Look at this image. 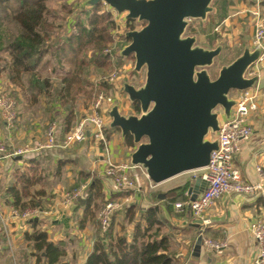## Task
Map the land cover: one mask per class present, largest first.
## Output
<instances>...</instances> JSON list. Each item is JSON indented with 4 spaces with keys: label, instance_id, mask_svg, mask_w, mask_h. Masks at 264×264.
Segmentation results:
<instances>
[{
    "label": "crops",
    "instance_id": "obj_1",
    "mask_svg": "<svg viewBox=\"0 0 264 264\" xmlns=\"http://www.w3.org/2000/svg\"><path fill=\"white\" fill-rule=\"evenodd\" d=\"M261 2L264 6V0ZM220 4L215 8V14L216 11L220 12ZM227 14L226 18L218 24L222 28L230 19L231 12L227 11ZM4 58L5 60L0 59V64H4L0 67V78H4V86L13 87L16 95L20 97L24 90H20L7 78L5 67L10 58L9 56ZM250 72L258 77L255 86L258 94V108L248 119L252 135L241 145L233 164L244 181L257 183L260 177L256 169L259 167L264 173V61L257 62ZM50 74L53 75L52 72ZM40 79L42 80L41 77ZM30 92L33 95L39 94L32 88ZM30 94L19 103L23 106L18 116V121L21 122L12 131L7 130L0 116V139L6 148L13 151L26 143L30 148V151L22 157L12 160L0 159V264H35V259L31 256V248L24 241V234L32 232V226L30 222L24 223L12 217V212L16 210L7 204L8 198L5 195L6 189L19 180V172H25L29 167L34 166L38 167L35 173L38 180L29 188V191L23 190L25 196L23 201L26 202L37 192L41 194L39 199L44 208L41 212L38 211L39 214L34 218L37 221L34 222L37 225L36 229L44 231L49 241L55 245L60 244L65 250L66 256L58 264H85L93 250L97 226H99L97 215L94 223H87L83 229H79L78 224L85 210L82 203L77 201L69 207L61 205L65 192L90 182L93 177L98 179L102 186L104 202L114 199L124 202L123 208L117 211L114 217L112 228L114 235H126L129 241L133 225L128 224L125 217V210L128 207H134L136 216L143 214L148 208H157V219L161 228L160 237L167 239L168 253L173 258L174 264H253L256 244L249 225L256 217L264 216V194L253 198L233 194L224 195L203 214L202 225H199L196 222L198 219L193 218L189 211L177 213L173 205L182 200L170 202L166 199V193L184 186H187L188 190L193 186L200 172L177 176L153 189L149 188L148 181L142 177L140 191L115 193L112 180L106 177L104 172L99 174V166H105L108 163L130 164L128 155L133 152L135 145L134 148L127 146L120 132L109 127L107 111L113 105H107L104 102L98 111L103 117L106 128L105 145L89 136L85 142L74 144L66 149L37 150L38 145L46 142L45 130L48 120L54 119L58 123L57 138L62 139L60 123L57 121L62 115L60 116L61 112L57 104L46 105L43 100L39 101L42 107L36 111L34 107H38V100L35 101L34 97L32 100L28 99ZM121 101L125 100L120 99ZM115 103L118 102L115 101ZM132 105L127 98L124 106L118 103L120 113L124 116L137 115ZM50 106L54 111L49 108ZM89 109L88 112L92 113L91 107ZM76 113L80 118L86 114L83 108L76 110ZM97 155H99L98 158ZM81 173L89 175L84 182L79 176ZM160 195L164 198H159ZM200 230L204 239L224 242L226 247L220 253L210 252L203 246L195 251Z\"/></svg>",
    "mask_w": 264,
    "mask_h": 264
},
{
    "label": "water",
    "instance_id": "obj_2",
    "mask_svg": "<svg viewBox=\"0 0 264 264\" xmlns=\"http://www.w3.org/2000/svg\"><path fill=\"white\" fill-rule=\"evenodd\" d=\"M213 2L87 0L81 5L84 9L103 4L118 15L125 14V23L143 24L124 33L129 43L119 54L123 58L133 56L134 72L145 69L140 87L121 84L122 93L130 104H138L139 112L124 116L114 103L107 117L109 127L117 129L122 138L132 137L135 149L128 155L130 165L139 168L156 186L207 168L211 153L218 149V140L210 137L218 133L221 116L230 119L235 105L230 92L253 90L258 81L257 76L248 75L264 52V42L255 49L245 46L242 54L222 66L212 80L207 69L221 54L222 46L200 48L195 45V37L185 36L188 21H205L214 12ZM204 186L197 177L187 195L195 200ZM196 222L202 225L201 220ZM201 246L198 237L195 251Z\"/></svg>",
    "mask_w": 264,
    "mask_h": 264
},
{
    "label": "trees",
    "instance_id": "obj_3",
    "mask_svg": "<svg viewBox=\"0 0 264 264\" xmlns=\"http://www.w3.org/2000/svg\"><path fill=\"white\" fill-rule=\"evenodd\" d=\"M48 1L0 0V54L8 53L10 60L5 72L9 81L20 90H24V78L27 85L39 94L52 90L54 101L64 114L59 127L63 137L75 120L78 98L84 97L86 102H90L98 91L111 89V85L104 80L93 84L86 74L90 67L102 78L110 73L113 66L111 57L115 55L109 49L113 20L112 14L104 10L102 4L88 9L77 6L78 14L67 18L66 23L60 26L61 31L54 33L56 27L51 20L56 18V14L48 7ZM228 6L226 2H221L220 12L216 11L218 24L226 18ZM72 9L63 6L68 16L74 15ZM7 20L15 24V33L8 31L5 25ZM47 66H50V72L59 75L58 88H52L49 78L40 79L39 74ZM132 109L138 113V104L134 103ZM124 143L134 148L130 135L124 138ZM37 168L34 166L25 172L20 171L17 183L6 189L7 204L14 210H43L39 192L26 202L23 201V190L29 191L38 180L35 175ZM79 176L82 182L89 178L84 173ZM186 190L187 186L173 189L166 193V199L170 202L184 200ZM78 201L85 208L78 224L79 229H83L87 223L95 222L97 212L106 204L98 179L91 178ZM115 214L105 230L97 222L99 226L93 250L85 264H174L168 253L167 239L160 237L157 208H148L137 216L133 206L125 210L127 223L133 225L129 241L126 235H114L112 228ZM30 224L33 230L24 234V241L31 248L35 264H58L66 256L63 247L53 244L44 231L36 229L34 220Z\"/></svg>",
    "mask_w": 264,
    "mask_h": 264
},
{
    "label": "built area",
    "instance_id": "obj_4",
    "mask_svg": "<svg viewBox=\"0 0 264 264\" xmlns=\"http://www.w3.org/2000/svg\"><path fill=\"white\" fill-rule=\"evenodd\" d=\"M220 25L215 26L214 31L218 32ZM264 42V17L256 15L253 41V49L258 48ZM264 61V52L258 62ZM248 76H253L249 72ZM114 75L108 78V82H114ZM235 105L231 110L229 120L223 116L220 119L219 131L211 139L218 140V149L210 155L209 165L200 171V177L205 186L195 200H191L186 193V198L173 205L177 213L185 210L189 211L193 218L202 220L203 214L224 195H240L253 198L264 194V173L261 168H257L260 180L257 183L244 181L239 171L235 168L233 161L238 154L241 145L252 135V128L248 123L250 115L258 108L257 89L247 90L236 93L232 98ZM103 97L100 95L92 105V114L84 116L61 140H58V127L56 124H50L45 131L46 142L37 146V150L60 148L66 149L74 144L85 142L89 136H92L103 145L106 144L105 125L103 117L98 113ZM15 101L11 99L0 98V116L8 131H12L16 126ZM220 114V113H219ZM221 115V114H220ZM105 147V146H104ZM30 148L25 146L13 151L6 148L4 142L0 139V159H14L22 157L28 153ZM139 170V171H137ZM104 175L112 180L115 193L138 192L143 183V178L148 181L149 188H155L146 175L137 167L126 165H114L108 163ZM86 189L85 185L64 193L61 200L63 207H69L77 202ZM124 202L120 199L108 200L97 215L100 228L105 230L112 218V215L123 208ZM39 214L36 210L13 211L12 217L24 222H31ZM249 230L256 244V255L253 264H264V216L256 217L250 222ZM200 230L199 237L202 239V246L214 253H220L225 247L224 242H215L204 239Z\"/></svg>",
    "mask_w": 264,
    "mask_h": 264
},
{
    "label": "rangeland",
    "instance_id": "obj_5",
    "mask_svg": "<svg viewBox=\"0 0 264 264\" xmlns=\"http://www.w3.org/2000/svg\"><path fill=\"white\" fill-rule=\"evenodd\" d=\"M87 0H49L47 2L48 7L51 11H53L56 14V18L53 21L56 29L54 33H57L60 30V26H63V24L66 23L67 18L74 17L75 14H78V8L77 6H80L83 3H85ZM221 2H226L229 4V10L231 12L230 19L228 20L225 27H220L218 32L214 31L215 26L218 25V19L216 18L215 12H212L208 15L207 19L205 21L201 20H189L188 26L185 31V36H193L196 39L195 45L200 48L205 49H215L217 46H222V52L221 54L215 59L214 64L209 67L208 74L212 80L217 78L218 71L222 66H226L230 64L237 56L241 55L245 46H249L250 49H253L252 41H253V33H254V26H255V19L256 15H260L264 17V6H262L261 0H214L212 3V6L215 10L217 8V5ZM69 6L73 8L72 10L75 11L74 15L71 16L66 14V10H63V6ZM104 10L109 11L112 14V20H113V28H112V43L109 47L110 51H112L115 55L111 57L113 66L110 71V73L102 78L101 75L95 73V70L93 67H90L88 69V80L90 82H93V84H98L99 81L104 80L109 85H111V89L108 91H98L97 96L92 99L90 102H86L84 97H79L76 104H75V120L70 128V130L80 121L82 118L77 117L76 110H81L82 108L85 110L87 115H91L92 113H89L90 111L89 107H92V105L97 100L98 96H102L105 103L107 105H113L116 102L120 103V105L124 106L126 102V95L122 93V86L121 84L123 82L132 84L134 87L138 88L141 85L144 84L145 81V69H142L140 73H136L133 71L134 68V58L133 56H128L126 58L120 57V51L129 43L128 40L126 41L124 37V33L126 31L132 30V29H140L143 24L138 23L136 21H132L130 24L124 22V16L125 14L118 15L116 12L112 10H108L107 6L103 5ZM89 7H84V9H88ZM231 8V10H230ZM82 10V9H81ZM228 15V14H227ZM64 18V19H63ZM9 24V25H8ZM5 25L7 26V29L10 33L16 32V26L14 23H9V20L5 22ZM1 60H5V56H9L8 53H1ZM120 63V64H118ZM4 64H0V67ZM68 69L69 67L66 66ZM44 70L41 71V74L39 76L42 79H47L50 81L51 85H53L54 88L59 87V75L53 74L51 76L50 74V66L44 67ZM114 75V82L109 83L107 80L110 76ZM5 80L4 78H0V98L3 99H11L12 101H15V111H16V125L21 122L18 121V116L21 113V109L23 106H21L19 103L23 102V100L29 96L30 87L27 85V82L24 78V91L23 94H20V97L16 95L15 91L13 90V87H6L4 86ZM26 84V85H25ZM53 92L52 90H48L46 94H30V97L28 99H31L34 97L36 100H38V107H34L37 111L39 107L41 106V102L44 101L46 105H52L56 104L54 103L53 98ZM236 95L235 92H230L229 97L233 98ZM39 98H38V97ZM21 98V99H19ZM120 99H124L125 101H121ZM20 100V101H18ZM50 106L49 108H51ZM52 111H54L53 108H51ZM41 110V109H40ZM218 113H220V110H217ZM48 109V113H50ZM60 118H63V111L62 109H59ZM46 117V116H45ZM61 119H57V121L60 123ZM50 124H56L58 123L54 121V119L48 120V125ZM46 126V129H47ZM46 131V130H45ZM212 138V136L210 137ZM29 145L28 143L23 144L19 148H23L25 146ZM20 146V145H18ZM18 148V149H19ZM17 149V148H16ZM103 156V154H101ZM99 155H97L98 158ZM113 164V163H111ZM117 165V164H114ZM120 165V164H118ZM107 165H100L99 167V174H102L105 170ZM86 184H83L87 187ZM86 190V189H85ZM71 192V191H68ZM67 193V192H65ZM100 211V210H99ZM97 212V215L99 213ZM98 221V219H97ZM64 259V258H63Z\"/></svg>",
    "mask_w": 264,
    "mask_h": 264
}]
</instances>
